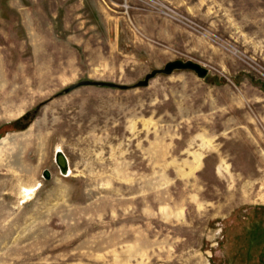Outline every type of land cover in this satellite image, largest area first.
<instances>
[{
    "label": "rangeland",
    "instance_id": "1",
    "mask_svg": "<svg viewBox=\"0 0 264 264\" xmlns=\"http://www.w3.org/2000/svg\"><path fill=\"white\" fill-rule=\"evenodd\" d=\"M0 264H264V0H0Z\"/></svg>",
    "mask_w": 264,
    "mask_h": 264
},
{
    "label": "water",
    "instance_id": "2",
    "mask_svg": "<svg viewBox=\"0 0 264 264\" xmlns=\"http://www.w3.org/2000/svg\"><path fill=\"white\" fill-rule=\"evenodd\" d=\"M174 70H190L199 78H204L207 70L206 68L202 67L199 63L186 59H174L171 61L166 62L160 68H154L147 72L142 79L138 80L132 85L126 84H117L113 82H105V81H94V80H81L75 85H96V86H109L115 87L119 89H127L130 87H142L146 86L149 79L155 76L156 74H170ZM54 162L58 167L60 174L66 175L67 174V160L65 155L60 150H55L53 153ZM43 175L45 177L48 176V172L46 170L43 171Z\"/></svg>",
    "mask_w": 264,
    "mask_h": 264
},
{
    "label": "bare ground",
    "instance_id": "3",
    "mask_svg": "<svg viewBox=\"0 0 264 264\" xmlns=\"http://www.w3.org/2000/svg\"><path fill=\"white\" fill-rule=\"evenodd\" d=\"M66 160H67V159H66ZM67 173H69L68 162H67ZM34 189H35V188H32V189H31V192H30V194H32V193H33ZM36 190H37V189H36Z\"/></svg>",
    "mask_w": 264,
    "mask_h": 264
},
{
    "label": "built area",
    "instance_id": "4",
    "mask_svg": "<svg viewBox=\"0 0 264 264\" xmlns=\"http://www.w3.org/2000/svg\"><path fill=\"white\" fill-rule=\"evenodd\" d=\"M124 3V2H123Z\"/></svg>",
    "mask_w": 264,
    "mask_h": 264
}]
</instances>
